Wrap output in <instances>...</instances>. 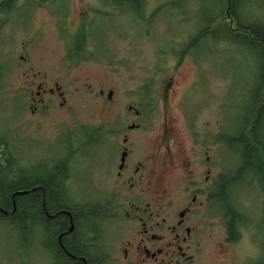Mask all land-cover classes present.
Listing matches in <instances>:
<instances>
[{"label":"flooded vegetation","instance_id":"flooded-vegetation-1","mask_svg":"<svg viewBox=\"0 0 264 264\" xmlns=\"http://www.w3.org/2000/svg\"><path fill=\"white\" fill-rule=\"evenodd\" d=\"M69 1L14 0L3 27L4 30L16 16L29 12L27 26L35 12L43 9L54 20L57 18L59 24L55 26L63 29L62 33H69L65 39L68 55L60 59L66 64L64 77L49 81L41 71L32 75L24 73V81L35 91L29 105L33 114L41 117L53 106L61 112H68L70 91L95 98L105 112L98 122L81 123L76 128H71L68 123L59 131L63 135L60 140L69 138L63 141V150H66L78 141V138L73 141L70 138L75 131L93 130L91 133L87 131L83 148L75 147L71 153L35 154L37 173L41 169L52 171L59 166L64 167L62 188L65 198L77 209L74 214L67 209L51 212L46 203L45 189H42V214L51 220L53 226L59 213L61 219L68 218L67 230L60 227L54 245L47 238L46 229L39 227L36 241L21 258L29 259L35 250L38 259L46 257L48 264H89L86 254L75 255L66 243L82 245L83 240H91L86 250L97 264H115L113 253L119 255L117 257L123 261L122 264H200L203 253L215 241L220 255L217 263L228 264L231 258V264H235L237 244L244 241L245 230L254 231L257 224L256 200L251 197V192L243 195V192L236 191L232 194L231 210L237 213L231 228L218 190L223 166L221 161L218 163L221 128L218 127L216 114L203 122L201 97L198 96L196 124L194 115L184 105L182 107L188 98V91L181 90L179 99L176 98L181 89L177 69L185 62L183 58L190 55L185 54L180 61H174L173 71L177 73L171 76L166 74L168 61H160L158 57L159 61H154L152 65V73L131 87L124 84L109 87L101 81L95 86L88 76L71 75V70H80L91 62L112 60L114 50L107 57L100 58L95 54L94 41L102 24L107 22L105 28L115 27L129 15L143 14V20L147 21L144 26L151 31L166 3L158 13L149 11L147 0H142L138 10L130 5L111 4L112 0H99L102 7L95 0H78V18L73 27V21L67 19L64 13ZM157 24L165 27L162 21ZM3 30L0 31L1 45L5 43ZM83 33L85 40L92 45L83 56H75L71 52L72 40ZM27 47L23 42L22 48L26 50ZM161 57H165L164 54ZM28 60L20 55L17 61ZM192 62L196 67L195 61ZM115 63L112 61V69H116ZM25 69L28 70L27 66ZM174 106L181 109V117L184 116L185 120L180 114L171 113ZM82 158H90L91 163L81 162ZM81 173L87 175V180L80 177ZM93 175L97 176V180L93 179ZM91 207L97 208L99 223L70 240L68 235L77 228V222L86 225L84 221L81 223L80 218L84 219ZM65 235L66 243L63 239ZM254 235L251 234L252 241L249 243L259 255L260 241ZM231 251L233 257L230 256Z\"/></svg>","mask_w":264,"mask_h":264},{"label":"rangeland","instance_id":"rangeland-1","mask_svg":"<svg viewBox=\"0 0 264 264\" xmlns=\"http://www.w3.org/2000/svg\"><path fill=\"white\" fill-rule=\"evenodd\" d=\"M95 2L99 4V7H102L99 0H95ZM165 3L167 4V0H163L162 2L159 0H147L146 6L149 8V11L151 9V11L155 10L159 13L162 9L160 7ZM184 6L189 11H197V1L190 0L184 3ZM77 9L78 0H70L68 8L64 12L67 19L73 21V27H75L78 18ZM169 15L170 11L164 8L163 12L157 15L155 25L151 27V31L144 26L147 21L135 14L125 17L123 22L117 23L120 24L119 26L105 28L107 23L105 22V25L102 24L99 27L94 41L95 54L100 58L107 57L114 50L112 60L105 59L103 61L101 59L102 61L91 62L80 70H71V75L81 78L88 76L95 86H98L97 84L101 81L109 87L116 84H124L131 87L144 76L152 73L154 61L159 60L168 61L166 71L168 76L177 73L175 72L176 70L173 71L174 61H180L183 57L181 59L173 57L172 52L169 51L172 48L171 45L176 46L174 44L176 42H173L174 36L166 33V24L169 25V28L172 25L171 33L176 31V27H174L175 22L171 21ZM29 17V12H25L16 16L10 25L7 24L3 30L5 43L3 45L0 44V63L4 64L6 70L8 69L1 97L0 123L6 126V130L12 131L11 137L13 140H11L14 144L15 152L19 153L23 161L35 158V154L39 153H64L63 151L65 150L63 149L65 146L63 141L69 138L59 139L63 137V135L59 134L63 126L70 123L71 128H76L81 123H95L105 114L104 109L97 104L95 98L88 97L84 93L71 91L68 97L70 107L68 112H61L56 106H53L48 112L42 114L41 117L36 116L35 113L33 114L29 105L32 96H35V91L29 88L28 84L24 81V73L32 75L37 71H41L42 74L47 75L49 81L64 77L66 74V64L60 61V59L68 55L65 39H67L66 36L69 33H62L64 30H60V28L55 26L59 22L57 18L54 20L53 16L43 9H38L35 12V16L31 17L27 26H25ZM126 20L132 25L128 24ZM160 21L165 23V27L164 25L157 24ZM66 24L68 26V22ZM191 27L189 25V29ZM145 30L148 31L146 34ZM65 31L69 30L65 29ZM23 42L28 46L26 50L22 48ZM162 51H168V53H163L165 57L160 56L161 59L159 58L158 60V54L162 53ZM195 54L197 55V62L195 63H202V66L197 64L195 67L192 62L194 59L191 56L183 58L182 61L185 62L177 69L178 78L180 77L179 80L181 81V89H179L176 98L179 99L181 90L188 91V98L185 99L182 107L184 105V108L188 112H191V115H194L193 121L197 124V97H201L202 116L205 118L202 121L208 120L215 113L218 127L221 128L223 123L220 112L221 106L228 96L230 97L226 93L228 82L225 79L230 80V83L244 81L248 77V69L256 67V63L254 61H242L232 53L224 57L211 58L208 61L202 60L203 53L197 54L196 51ZM20 55H24L30 61H17ZM3 59L6 61H3ZM112 61H116V69H112ZM26 66L28 70L25 69ZM130 76L133 78H130ZM192 82L194 84L190 87ZM223 109V115L226 117L228 115L227 107ZM174 112L180 114L181 117V109L179 107L174 106L171 109V113ZM181 118L185 120L184 116ZM70 138L73 141L77 138V135ZM220 152L219 147L218 163L222 160V164L225 165L230 160H228L227 154L225 158L223 153L221 154ZM220 155H222V158ZM80 161L87 162L88 164L91 163L90 158H82ZM80 177L84 181L87 180L85 173H81ZM92 177L94 180H97L96 175ZM247 194L251 193L248 192ZM251 197L256 200L255 204L257 208H261L262 203L258 195L252 194ZM258 223L259 221L257 220ZM245 231L247 234L244 241H241L239 245L237 244L238 248L236 249L234 258L235 264H251L260 256V254H257L256 248L249 243V241H252L251 234L255 233V230L251 229L249 231L246 229ZM14 232L7 225L0 226V264H48L46 257L38 259L35 250L30 254L29 259L23 260L19 253L21 252L19 249L20 243ZM257 237L264 240L263 230H260ZM113 243L117 245V242ZM117 256L119 255L116 253L112 255L115 264H122L123 261ZM219 256L215 241H212L203 253L200 264H220L217 263ZM230 256L233 257L232 251ZM227 262L231 264V258Z\"/></svg>","mask_w":264,"mask_h":264},{"label":"trees","instance_id":"trees-1","mask_svg":"<svg viewBox=\"0 0 264 264\" xmlns=\"http://www.w3.org/2000/svg\"><path fill=\"white\" fill-rule=\"evenodd\" d=\"M13 1L0 0V31L11 13L9 10ZM112 1L111 4L130 5L137 10L142 5V0ZM188 1L190 0H167L166 9L170 11V19L175 22L176 27V31L171 33L172 25L169 28L166 24V33L173 35V42H176V46L171 45L172 48L169 49L173 57L181 59L186 54L197 62L196 51L197 54L203 53L204 61L232 53L242 61L256 63V67L249 68L248 77L240 83H230V80L223 78L228 82L226 93L230 97L227 95L229 99L221 106L223 123L218 139L220 153L225 158L227 154L230 161L222 164L223 173L219 176L218 190L231 228L237 213L231 210L232 194L240 191L242 194L251 192L258 195L262 205L259 209L255 206L259 215L256 218L259 223L254 229V236L257 237L260 230L264 232V0H194L197 1V11L186 9L184 3ZM189 25L192 26L191 29ZM89 42L85 40L84 33L75 36L71 44L73 55L83 56L92 45ZM163 53L168 51L158 54L160 59ZM197 64L202 66V63ZM7 72L8 69L0 63V104ZM224 107H227V119L223 115ZM87 131L93 132L86 128L75 131L74 136L77 135L78 141L70 144L63 152L71 153V149L75 147L83 148V141L88 137ZM11 133V130H6V126L0 123V226L7 225L15 231L20 243V256L25 257L31 244L36 241L39 227L46 229L47 238L54 245L60 227H66L63 230H67L68 218L61 219L59 213L53 226L51 220L42 214V189H45L46 203L51 212H55L54 209H67L73 213L77 208L65 198L62 188L64 167L59 166L52 171L41 169L37 173L35 158L23 161L19 153L15 152ZM96 210V207H91L87 216L80 218L81 223L84 221L86 225L77 222V228L68 235L70 240L78 238L84 229H92L99 223V213ZM66 238V235L63 236L65 243ZM258 240L261 246L260 256L251 264H264V240ZM89 241L83 240L82 245L69 241L66 244L75 255L86 254L89 264H97L87 254Z\"/></svg>","mask_w":264,"mask_h":264},{"label":"water","instance_id":"water-1","mask_svg":"<svg viewBox=\"0 0 264 264\" xmlns=\"http://www.w3.org/2000/svg\"><path fill=\"white\" fill-rule=\"evenodd\" d=\"M33 190H35V189H33ZM20 193H25V192H20Z\"/></svg>","mask_w":264,"mask_h":264}]
</instances>
